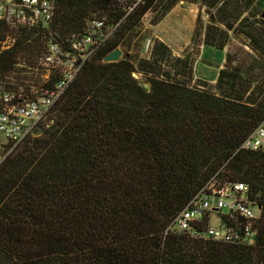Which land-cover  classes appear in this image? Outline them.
<instances>
[{
  "label": "trees",
  "instance_id": "16d2710c",
  "mask_svg": "<svg viewBox=\"0 0 264 264\" xmlns=\"http://www.w3.org/2000/svg\"><path fill=\"white\" fill-rule=\"evenodd\" d=\"M54 1L49 25L0 21L7 92L24 89L26 98L56 83V72L44 81L41 58L51 45L68 50L95 19L119 27L55 106L44 135L0 164V264H264V150L241 149L264 121V0H146L135 9L119 0ZM181 3L207 9L197 33L205 48L224 52L233 34L252 53L226 54L214 86L193 85V57L158 39L148 58L105 63L148 14L157 26ZM21 73L32 77L17 82ZM215 177L251 188L253 245L167 234Z\"/></svg>",
  "mask_w": 264,
  "mask_h": 264
},
{
  "label": "built area",
  "instance_id": "2783aa9c",
  "mask_svg": "<svg viewBox=\"0 0 264 264\" xmlns=\"http://www.w3.org/2000/svg\"><path fill=\"white\" fill-rule=\"evenodd\" d=\"M119 1L129 3L135 9L146 0ZM56 16L54 0H0V21L13 27L49 25ZM118 27L108 26L106 18L95 19L83 36L73 37L68 50L51 45L41 58V66L47 72L43 79L47 82L53 72L59 75V79L49 87H32L30 97H23L24 89L16 95L0 85V137L6 140L0 163L33 136L38 127H42L87 63ZM241 149L248 152L264 150V121ZM251 193L248 185L215 177L174 219L167 234H183L194 240L226 245L251 246L255 243L259 217Z\"/></svg>",
  "mask_w": 264,
  "mask_h": 264
},
{
  "label": "rangeland",
  "instance_id": "374dc122",
  "mask_svg": "<svg viewBox=\"0 0 264 264\" xmlns=\"http://www.w3.org/2000/svg\"><path fill=\"white\" fill-rule=\"evenodd\" d=\"M152 18L153 15L148 14L142 25L131 35L127 44L120 48L123 53L121 60L131 57L148 58L153 42L158 39L168 45L175 56L190 55L193 57L195 72L193 85L198 80V82L206 83L208 86H214L219 69H222L226 62V54H235L242 51L252 53L249 41L243 36L235 37L233 34H231L232 40L224 52L205 48L203 37L201 35L197 36V33L202 32V29L208 24L209 16L207 9L201 5L181 3L157 26L151 24ZM7 43L10 45L9 42ZM19 76L17 82H26L32 77L30 74L25 73H21ZM138 78L142 79L141 76ZM39 81L42 82L43 80ZM142 81L145 85H148L144 80ZM50 117L51 115L42 123V128L43 125L50 124ZM5 144L6 140L0 137V161H2L3 146ZM214 225H217V222Z\"/></svg>",
  "mask_w": 264,
  "mask_h": 264
},
{
  "label": "water",
  "instance_id": "95a60500",
  "mask_svg": "<svg viewBox=\"0 0 264 264\" xmlns=\"http://www.w3.org/2000/svg\"><path fill=\"white\" fill-rule=\"evenodd\" d=\"M262 19L264 20V14L262 15ZM123 57V53L120 49L114 51L112 54H110L106 59L105 63H117L121 60ZM146 89H149L148 85H145ZM45 133V129L42 127H38V131L33 133L34 137H41Z\"/></svg>",
  "mask_w": 264,
  "mask_h": 264
}]
</instances>
